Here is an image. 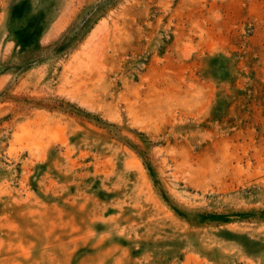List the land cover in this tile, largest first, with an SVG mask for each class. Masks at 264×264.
<instances>
[{
  "label": "rangeland",
  "instance_id": "rangeland-1",
  "mask_svg": "<svg viewBox=\"0 0 264 264\" xmlns=\"http://www.w3.org/2000/svg\"><path fill=\"white\" fill-rule=\"evenodd\" d=\"M0 264H264V0H0Z\"/></svg>",
  "mask_w": 264,
  "mask_h": 264
}]
</instances>
